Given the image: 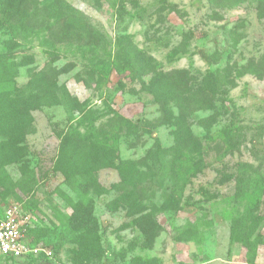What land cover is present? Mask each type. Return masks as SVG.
Here are the masks:
<instances>
[{
	"label": "rangeland",
	"instance_id": "1",
	"mask_svg": "<svg viewBox=\"0 0 264 264\" xmlns=\"http://www.w3.org/2000/svg\"><path fill=\"white\" fill-rule=\"evenodd\" d=\"M64 1L84 13L108 40L131 35L133 42L160 62L163 70L185 68L195 73L226 71L231 67L228 69L234 78L224 107L218 101L215 111L196 110L189 115L192 132L203 142L205 161L202 171L190 179L182 192V209L173 212L161 207L167 197V191L162 188L171 181L167 173L162 181L154 177L153 187L145 197L148 208L152 205L157 208L159 234L151 246L146 245L144 236L125 210L106 206L119 194L113 187L119 183L117 172L114 169L97 172L102 189L90 190L88 196L93 201L97 233L104 250L100 264H126L133 256L158 257L161 264H264V240L254 245L255 258L253 263H248L249 251L230 236L231 220L239 206L234 201V179L240 165L263 162L264 176V0H167L177 6L179 13L160 11L161 0H138L135 10L131 8V0H124L126 11L121 15L113 6L114 0H102L98 6L86 0ZM258 2L263 5V11H259ZM9 38L0 32V50L3 40ZM176 46L185 52L168 61V51ZM25 48L34 54V63L22 66L16 59L14 65L3 71L0 68V100L10 92L6 90L25 87L30 67H40L47 61L36 42L27 43ZM68 60L72 58H61L54 64L61 66ZM234 67L247 70L238 76ZM78 71L80 64L60 75L58 82L80 103L102 107L104 100L132 120H157L159 111L151 94L132 95L116 90L119 76L113 72L99 97L98 92L75 79ZM11 77L14 84L7 82ZM226 78L223 74L221 80L224 82ZM4 111L5 108H0V113ZM232 111L235 115L232 120L242 128V136L237 137V149L228 151L221 140ZM213 112L216 121L206 129L203 122ZM31 115L33 122L11 157L18 154L19 159L9 163L0 159V218L8 209L30 214L32 229L43 230V235L36 241L30 232L29 242L52 252L48 259L38 258L34 263L70 264L72 243L67 225L78 196L63 176L53 171V163L59 144L57 133L77 112L57 105L34 109ZM153 124L150 132L139 140L119 139L122 159H139L155 141L162 148L173 145L174 127ZM256 195L264 202V189L258 188ZM260 232L264 236V229ZM55 247L57 251L53 250ZM29 260V257H0V264H27Z\"/></svg>",
	"mask_w": 264,
	"mask_h": 264
},
{
	"label": "trees",
	"instance_id": "2",
	"mask_svg": "<svg viewBox=\"0 0 264 264\" xmlns=\"http://www.w3.org/2000/svg\"><path fill=\"white\" fill-rule=\"evenodd\" d=\"M86 1L96 6L102 2ZM160 2V11L180 12L175 4L167 0ZM130 3L131 8L137 9L138 0ZM113 6L120 15L126 11L124 0H114ZM258 7L263 11L260 2ZM0 32L10 37L3 40L0 50L2 71L14 65L16 59L22 66L34 63V54L25 48L27 43L36 42L47 56L42 66L28 69L29 77L23 89L15 86L14 90H6L10 92L0 100V108H5L0 113V159L4 163L19 159L18 154L11 157L33 122L32 110L62 105L77 112L74 121L69 120L57 133L59 144L53 163V171L60 173L78 196L67 225L72 243L70 264H100L104 257L93 201L88 196L90 190L102 189L96 176L101 169H114L119 176L118 185L113 186L119 194L106 206L111 210H125L144 236L146 245L151 246L159 231L155 217L157 208L152 205L154 203L148 208L147 192L152 189L155 176L162 181L163 174L167 173L171 184L162 188L167 191V197L161 207L173 212L182 209V192L190 179L202 171L205 161L203 142L192 132L189 115L196 110L215 111L218 101L224 107L228 89L234 85L232 68L195 73L185 68L163 70L160 62L133 42L131 35L122 34L114 41L108 40L84 13L64 0H0ZM184 52V48L176 46L166 57L172 61ZM69 57L72 60L61 66L54 64ZM77 64H80V71L74 75L75 79L98 92L99 97L113 72L119 76L116 90L132 95L151 94L159 111L157 120H132L104 100L102 107L80 103L58 82L60 75L70 72ZM234 70L241 76L247 68L234 67ZM223 74L227 76L224 82L221 80ZM7 82L14 84V79L11 77ZM233 116L232 111L221 140L228 151L237 149V137L242 136V128L232 120ZM206 120L203 126L208 129L216 121L215 112ZM153 123L174 127L173 145L162 148L155 141L139 159H122L118 151L119 139L139 140L144 133L150 132ZM262 169L263 162L256 165L244 162L234 179V201L239 206L231 220L230 236L249 251L248 263H253L255 258L254 245L264 240L260 232L264 229V202L256 195L258 188L264 189ZM31 229L28 234L35 235L37 241L43 230ZM50 256L42 253L31 256L27 264H36L34 261L38 258ZM121 258H125V253ZM126 264H161V261L158 257L133 256Z\"/></svg>",
	"mask_w": 264,
	"mask_h": 264
},
{
	"label": "built area",
	"instance_id": "3",
	"mask_svg": "<svg viewBox=\"0 0 264 264\" xmlns=\"http://www.w3.org/2000/svg\"><path fill=\"white\" fill-rule=\"evenodd\" d=\"M32 227L30 214L6 210L0 218V257H35L41 253L50 256L49 250L30 244L27 235Z\"/></svg>",
	"mask_w": 264,
	"mask_h": 264
}]
</instances>
